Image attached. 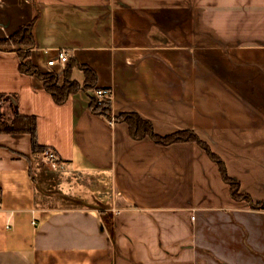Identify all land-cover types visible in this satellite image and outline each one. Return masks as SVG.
I'll return each mask as SVG.
<instances>
[{
  "label": "crops",
  "instance_id": "0c3cea01",
  "mask_svg": "<svg viewBox=\"0 0 264 264\" xmlns=\"http://www.w3.org/2000/svg\"><path fill=\"white\" fill-rule=\"evenodd\" d=\"M36 16L42 72L63 85L65 64L48 61L67 52L114 117L196 132L264 201V0H0V38ZM0 94L37 118L63 175L41 180L31 136L0 134V264H264V209L234 199L199 144L135 139L83 90L57 104L15 51L0 49Z\"/></svg>",
  "mask_w": 264,
  "mask_h": 264
},
{
  "label": "trees",
  "instance_id": "16d2710c",
  "mask_svg": "<svg viewBox=\"0 0 264 264\" xmlns=\"http://www.w3.org/2000/svg\"><path fill=\"white\" fill-rule=\"evenodd\" d=\"M36 18L37 16L29 24L21 26L8 38H0V49L17 52L20 57L21 72L43 80L46 91L52 95L57 104L65 103L71 95L83 90L90 95V110L92 113L109 120L114 119L118 122L127 123L130 134L135 139H143L149 136L156 143L163 146L181 142L199 144L210 158L217 163L222 178L230 186L232 197L236 200H247L253 208L264 209V201L254 203L249 195L240 192L239 182L229 176L222 158L214 153L209 144L200 138L196 132L181 130L162 136L155 132L151 121L144 119L137 113H121L114 117L111 99H102L97 94L101 88L97 86L96 72L89 66L80 65L72 57H69L68 62L65 64V81L63 85H59V77L55 72H42L32 62L30 52L35 47L34 25ZM78 70L82 71L84 75L82 82L74 79V73ZM0 134H29L34 153H44L48 150L46 146L41 145L38 141L37 118L19 113L14 102L5 94H0Z\"/></svg>",
  "mask_w": 264,
  "mask_h": 264
},
{
  "label": "rangeland",
  "instance_id": "374dc122",
  "mask_svg": "<svg viewBox=\"0 0 264 264\" xmlns=\"http://www.w3.org/2000/svg\"><path fill=\"white\" fill-rule=\"evenodd\" d=\"M37 159L32 163V168L39 169V178L44 181L56 184L62 182L63 175L58 169L52 166L51 162L45 157L44 153H38Z\"/></svg>",
  "mask_w": 264,
  "mask_h": 264
},
{
  "label": "built area",
  "instance_id": "2783aa9c",
  "mask_svg": "<svg viewBox=\"0 0 264 264\" xmlns=\"http://www.w3.org/2000/svg\"><path fill=\"white\" fill-rule=\"evenodd\" d=\"M69 60V55L67 54V52L63 51V50H59L57 53V56L54 59H51L48 61V64L50 66H54L57 62H60L61 64H66ZM98 96L102 99H106V98H110V90L108 89H101L98 91ZM114 120V119H113ZM45 157L52 162V165L55 166L56 164V160L57 157L55 155V153L52 150H46L44 152ZM33 224L36 225V221H33Z\"/></svg>",
  "mask_w": 264,
  "mask_h": 264
},
{
  "label": "water",
  "instance_id": "95a60500",
  "mask_svg": "<svg viewBox=\"0 0 264 264\" xmlns=\"http://www.w3.org/2000/svg\"><path fill=\"white\" fill-rule=\"evenodd\" d=\"M10 100H12L15 104V108H16V99H14L12 96H9Z\"/></svg>",
  "mask_w": 264,
  "mask_h": 264
}]
</instances>
